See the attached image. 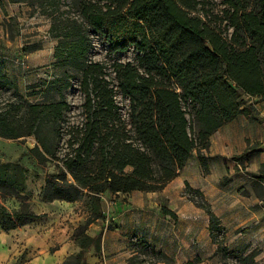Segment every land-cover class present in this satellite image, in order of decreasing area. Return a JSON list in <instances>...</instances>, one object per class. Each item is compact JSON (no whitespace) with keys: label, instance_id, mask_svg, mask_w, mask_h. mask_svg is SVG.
I'll list each match as a JSON object with an SVG mask.
<instances>
[{"label":"trees","instance_id":"16d2710c","mask_svg":"<svg viewBox=\"0 0 264 264\" xmlns=\"http://www.w3.org/2000/svg\"><path fill=\"white\" fill-rule=\"evenodd\" d=\"M8 1L28 2L50 19L48 33L56 40L51 66L78 74H49L34 86L44 89L22 95L16 79L0 67V95L9 93L0 100V137L23 143L33 136L36 144L28 151L58 161L57 170L46 173L43 202L100 201L106 191L159 190L194 151L206 172L210 136L239 115L255 114L254 99L264 98V0H221L216 11L208 0H70V17L64 16L69 10H60V0ZM93 36L106 44L109 54L132 50L133 61L107 65L90 59ZM75 77L83 102L80 118L70 121L67 130L62 122L71 106L63 91ZM38 94L42 99L28 100ZM65 136L69 151L60 157ZM186 192L208 214L210 236L224 259L256 264L253 252L243 255L223 245L224 228L201 192L187 184ZM6 196L20 206L8 210L0 204L3 230L40 216L0 179V198ZM102 216L101 210L92 212L84 230ZM85 237L92 242L98 238ZM139 244L151 256L145 264L170 262L145 241ZM83 248L62 264H88Z\"/></svg>","mask_w":264,"mask_h":264},{"label":"crops","instance_id":"0c3cea01","mask_svg":"<svg viewBox=\"0 0 264 264\" xmlns=\"http://www.w3.org/2000/svg\"><path fill=\"white\" fill-rule=\"evenodd\" d=\"M6 1L12 10L20 4ZM0 33V67L8 76L19 79L20 72L24 81L50 71L46 68L54 61L53 49L49 61L43 62L42 47L18 43V37L6 29ZM24 45L27 51L22 50ZM19 59L24 65H17ZM254 101L255 114L239 115L210 136L206 172L194 151L159 190L104 192L100 197L103 216L87 226V234L98 237L99 243L87 253L86 262L138 264L139 240L170 258L168 263L152 264L227 262L210 236L208 214L188 198L187 184L201 192L223 226V245L243 255L253 252L256 264H264V98Z\"/></svg>","mask_w":264,"mask_h":264},{"label":"rangeland","instance_id":"374dc122","mask_svg":"<svg viewBox=\"0 0 264 264\" xmlns=\"http://www.w3.org/2000/svg\"><path fill=\"white\" fill-rule=\"evenodd\" d=\"M221 0H208L214 11L222 8ZM2 3V2H1ZM70 0H60L57 4L60 10H69L64 16L70 17ZM6 6V7H5ZM14 10L9 7L8 2L4 0L0 6V30L6 29L10 35L18 37V43L30 42L31 48L42 47L41 60L48 62L51 55V49L54 50L56 40L51 38L48 33L50 19L40 13V9L30 6L28 2L20 1L19 5L14 6ZM1 34V33H0ZM93 45L89 53V58L95 61L105 62L109 65L113 60L122 62L133 61L135 53L129 50L118 55L109 54L106 44L97 36H93ZM19 47V45L17 46ZM16 47V48H17ZM15 48V49H16ZM14 49V50H15ZM17 65H24L23 60H17ZM3 72L7 73L4 68ZM51 73L45 72L40 77L27 78L23 81L22 75L16 78L18 91L22 95H27L45 87L36 88L42 81H47L49 74L60 75L67 73L74 74L69 67L46 68ZM12 76V75H11ZM72 86L63 91L65 100L71 106L66 111V116L62 126L69 129L70 121L80 118V106L83 102V95L78 90V78H71ZM9 95L3 92L0 100ZM57 99L54 92H49ZM42 99L40 94L31 95L29 101ZM120 101V98H117ZM66 136L59 144L57 155L62 156L64 152L69 151L66 147ZM36 141L33 136L25 138L23 143L18 140L5 139L0 137V179L7 181L13 190L20 193L27 200L31 210L40 216L30 222L10 230H3L0 227V264H62L65 259H75V256L81 252L83 244V257L93 247H98V240L92 242L86 239L88 236L84 230V223L88 217L95 212L98 214L101 210L100 201L90 197H83L78 201L69 202L63 200H53L50 202L41 201L40 195L46 181L47 172H55L57 169L55 163L58 161L53 158L46 160L38 158L35 153L28 151L33 148ZM239 158V157H238ZM200 199L199 196H194ZM0 204H4L8 210L19 208V202L10 196L0 198ZM96 221V220H95ZM94 221V222H95ZM70 244L73 251L70 253ZM56 251V250H60ZM151 260L150 254L143 250L136 261L138 264H145ZM227 262L235 263L234 258L227 256Z\"/></svg>","mask_w":264,"mask_h":264}]
</instances>
